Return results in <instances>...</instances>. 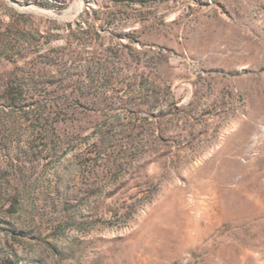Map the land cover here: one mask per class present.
<instances>
[{"label": "rangeland", "instance_id": "obj_1", "mask_svg": "<svg viewBox=\"0 0 264 264\" xmlns=\"http://www.w3.org/2000/svg\"><path fill=\"white\" fill-rule=\"evenodd\" d=\"M0 264H264V0H0Z\"/></svg>", "mask_w": 264, "mask_h": 264}]
</instances>
